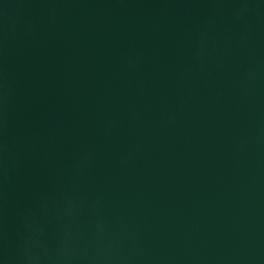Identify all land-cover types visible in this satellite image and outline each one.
Segmentation results:
<instances>
[{"label": "water", "instance_id": "1", "mask_svg": "<svg viewBox=\"0 0 264 264\" xmlns=\"http://www.w3.org/2000/svg\"><path fill=\"white\" fill-rule=\"evenodd\" d=\"M0 264H264V0H0Z\"/></svg>", "mask_w": 264, "mask_h": 264}]
</instances>
